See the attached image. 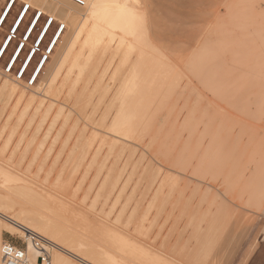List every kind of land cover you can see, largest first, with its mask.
<instances>
[{
	"label": "rangeland",
	"instance_id": "374dc122",
	"mask_svg": "<svg viewBox=\"0 0 264 264\" xmlns=\"http://www.w3.org/2000/svg\"><path fill=\"white\" fill-rule=\"evenodd\" d=\"M7 2L8 0H0V12ZM22 6H25V1L17 0L5 22L4 31L0 32V45L8 35ZM33 13H37V8L30 9L17 33L18 37L13 40L0 64L1 72L7 70L9 57L17 45L22 43ZM50 18L49 12L44 14L13 74L18 75L23 59L34 46L41 29ZM263 22L264 0H204V28L197 39L158 29L149 22L148 29L158 44L161 38L176 41L177 37L185 38L194 44L190 52L199 51L201 46H204V59L208 57L210 60L209 68L203 59L196 57L195 53L176 55L167 51L166 55L157 60V63L166 69L162 68L147 75L144 73L138 79L142 93L145 94L143 101L138 105V113L141 112L143 105L149 106L146 105V110L143 109L144 115L138 114L141 120L139 118L137 127L132 125L134 118L126 117V121L122 122L125 120L123 116L120 125L112 130L101 128L78 110L74 111L76 119L80 120V127L85 126L90 135L97 131L110 140L116 138L119 141L105 167V173L103 172L95 182L92 195L100 190L105 177L113 170L99 209L104 206L106 196L115 187L113 183L119 182L112 190V199L117 197L118 190L122 188L135 167L137 174L129 183L125 197L127 193L132 194L138 186V194L150 184L152 187L157 186L165 176H168L170 181L177 179L175 184L168 181V185L174 189L172 195L174 198L168 202L172 205L165 204V212L162 210V216L157 217L158 223L156 228L152 229L149 238L144 235V230L138 232L141 224L143 225L140 216L135 219V226H130V230L135 231L132 234L126 232L129 226L128 217L119 222V214H110L111 200L105 206L106 216L102 217V221L96 220L100 217L91 209L86 207L81 210V215L90 230L98 226L111 229L110 237L114 241L112 245H115L112 249L126 241L128 246H135L134 250L142 257L140 262L143 264H264V214L258 210L259 206L264 204V89L260 84L261 76L264 77V69L261 72L257 70L258 58L264 55V46L257 36L259 32L262 33L259 30ZM60 25L61 19L54 23L46 41L40 47L41 52L38 51L25 76L28 82L37 60L46 57V48ZM198 25L200 28L203 27L202 23ZM68 30L67 26L65 32ZM66 41L67 38L62 44ZM53 61L50 56L48 64L51 66ZM211 67L212 71L216 72L213 73L210 85L207 83L210 75L207 68ZM44 75L45 71L42 77ZM110 82L112 84L108 85L106 90L112 94L115 80L112 79ZM39 83L41 88V80L34 87ZM36 91L37 97L42 98L41 90ZM15 97L16 95L9 98L7 93L0 97V115L3 113V117H0L2 118L0 128L15 102L18 108L11 118V123L17 122L18 131L24 135L23 147L19 150L14 149L20 132L5 150L3 146L6 139L1 138L2 141L0 139V176L9 175L11 178L19 176L27 183L32 182L35 175L40 174L38 175L40 177L45 175V170L52 168L49 164L54 156L52 154L46 157L45 151L37 152L40 142L47 137L49 123L46 121L42 126V116L32 115L34 108H30L27 114L20 117V109H23L26 100L22 102L18 100V96ZM146 98L147 101L143 104ZM5 100L7 102L4 106ZM4 109L10 110L9 113ZM59 128L60 126L53 131L51 138L57 135ZM123 145H126V149L121 154ZM128 158H131V163L127 166L129 170L125 171L128 175L124 174L123 179L120 173ZM115 161L116 166H113ZM42 164L44 171L41 170ZM28 169L31 170L32 176H27L21 171ZM57 171L58 168L55 172ZM90 172L84 182L85 186L80 189H77V186L82 173L67 172L69 176L72 175L71 186L73 191L76 190L77 199L87 192L86 187L95 176V170ZM67 179L62 178L61 183L65 185ZM37 183L42 187V181L38 180ZM189 198L192 200L190 199L187 205ZM176 200H179L177 205ZM250 204L256 206L252 214L247 210ZM129 208L133 209L134 205H130ZM172 208H175L174 211ZM183 208L186 209V215L184 213L181 215ZM168 211H172V216ZM205 211L208 214L204 218ZM194 212L195 215L192 214ZM228 213L231 214V218L226 233H223L221 221ZM152 214L151 217H155L156 210H153ZM191 214L194 218L189 221L187 219ZM165 216L169 220L164 219ZM164 222L167 224H163ZM175 224L178 225L176 229L173 228ZM98 231L106 238L109 237L108 232ZM213 235L216 236V241L210 257L217 255L215 259L204 261L201 254L204 253V246L209 237ZM2 236L4 240L25 247L20 232L13 234L4 230ZM156 258L162 260L158 261Z\"/></svg>",
	"mask_w": 264,
	"mask_h": 264
},
{
	"label": "bare ground",
	"instance_id": "6f19581e",
	"mask_svg": "<svg viewBox=\"0 0 264 264\" xmlns=\"http://www.w3.org/2000/svg\"><path fill=\"white\" fill-rule=\"evenodd\" d=\"M19 1H25V6L33 4V8H37V15L33 16L28 24L22 43L17 45L9 57L6 67L9 69L3 72L0 70V97L7 93L9 98L16 95L18 100L22 102L26 100L23 109H20V117L27 114L30 108H34L33 117L42 116V126L46 121L49 123L47 137L42 139L37 152L45 151L46 157L52 154L54 157L49 164L52 168L45 170L44 164H42L41 170L46 171L45 175L42 177L38 176L40 174L33 176L32 182H28L26 178L31 175L30 169L21 170L27 175L25 177L27 183L19 176L13 178L9 175L0 176V264H6L2 256L4 244L2 233L4 230L13 234L20 232V237L25 242L23 249L24 264H39L38 257L40 255H43L45 262L49 264H143L140 262L142 257L134 250L135 246H128L126 241L112 249L115 245H112L114 241L110 237L111 229L98 226L90 230L81 215V210L86 207L91 209L95 215L98 214L100 217L96 220L102 221V217L106 216L104 213L105 206L111 200L110 214H119V222L128 217L129 226L126 228V232L132 234L135 231H131L130 226H135V219L140 216L143 225L141 224L138 232L144 230V235L149 238L152 229L158 223L157 217L162 216L161 213L165 209V204L172 200L174 189L168 185V181L175 184L177 179L170 181V178L165 176L160 184L155 187L150 184L139 194L138 186L132 194L128 195L127 193L126 198L125 194L129 183L137 174L135 167L131 173L129 172L130 176L122 188L118 190L117 197L112 199V190L118 186L119 182L113 183L115 187H111L112 190L106 196L104 206L99 209L102 195L105 194L110 173L113 170H110L105 177L100 190L92 195L95 182L103 172L105 173V167L112 158L119 141L116 138L110 140L97 131L90 135L85 126L84 128H81L83 126L80 127V120L76 119L74 111L78 110L96 126L110 130L120 125L123 116L125 120L122 122L126 121V117H130V119H135L134 124L132 123L134 127L136 124L139 125L140 115L142 113L144 115L148 104L142 106L141 114L138 113V105L143 101L145 95L142 93L138 79L144 73L147 75L162 68L166 69L165 66L159 65L157 60L166 55L167 51L176 55L195 53L196 57L205 61L206 66L210 62L208 57L204 59V46H201L199 51L190 52L194 44L185 38L176 37V41L161 38L160 44H158L153 40L148 29L149 22L158 29L173 31L182 36L197 39L201 29L204 28V0H87L85 5L71 1V7L68 8L62 5L53 7L54 4L59 3V0ZM16 2L17 0H8L0 12V32L4 31L5 22L13 11ZM7 5H11V7ZM29 11L30 9L25 13L22 8L15 17L8 35L0 45V64L13 40L18 37L17 33ZM38 11L43 12V16L49 12L52 22L48 24L46 21L34 42V46L23 59L18 75H15L13 70L43 18V16H39ZM60 19L61 25L58 26L46 48V57L37 60L38 62L35 64L28 82L25 79L26 74L35 61L38 51L41 52L40 47L46 41L54 23ZM180 20L184 22L183 25L174 28L172 22ZM200 23L203 24L201 28L198 25ZM67 26L69 30L66 33ZM263 29L264 22L259 30L262 33L258 31L257 34L264 46ZM65 38L67 41L62 44ZM50 56L54 59L51 66L50 63L48 64ZM258 59L257 70L261 72L264 69V55ZM208 68L210 75H208L207 83L211 85L213 73L216 71H212V67ZM44 71L45 75L42 77ZM32 78H34V82L30 83ZM42 78H44L43 82ZM112 79L115 80V88L113 93L109 94L106 88L112 84L109 83ZM40 80L42 87L40 88V83L34 87ZM260 80L262 89H264V77L261 76ZM106 81L108 82L106 83ZM37 89L43 93L42 98L37 97ZM18 100L17 102H19ZM146 101L147 98L143 104ZM6 102L5 100L3 105ZM17 108L18 106L14 102V107L0 128V139H6L3 146L4 150L10 146L20 132L17 128V122L11 123V118ZM7 111L5 110V112ZM2 115L3 113L0 117ZM58 126H60V130L56 136L51 138V134ZM142 132H144V128ZM5 133L7 135L4 136ZM23 139L24 135L20 132L19 139L14 146L15 150L23 147ZM125 149L126 145H123L120 153L122 154ZM130 163L131 158H128L123 164L120 173L121 178L124 179V174H127L125 171L129 170H127V166H130ZM113 166H116V161ZM91 170H95V176L87 185V192L85 191L86 193L84 192L80 199H77L76 190L73 191V186H71L72 175L69 176L67 172L70 174L82 173L80 183L77 186V189H80L85 186L84 182L89 177L88 174L91 173ZM155 177L157 178V176ZM62 178H68L65 185L61 183ZM38 180L42 181V187L38 185ZM192 196L194 197V195ZM190 199H188L187 205ZM175 202L177 205L179 200ZM130 205H134V208L130 209ZM175 205L173 206L176 207ZM186 207L184 206V208ZM184 208L181 215L186 213ZM153 210H156V216L154 215L155 217L152 216V218ZM171 212L169 214L172 216ZM192 214L195 215L196 213ZM192 214L187 220L190 221L194 218ZM207 214L205 211L203 217L205 218ZM164 219L168 218L165 216ZM175 225L173 228L176 229L178 225ZM26 230L35 232L47 239L49 244H53V246H39L32 240L31 234L26 233ZM98 230L108 232L109 237L106 238L101 235ZM215 241L216 236L213 235L206 242L204 253L201 254L204 261L210 258L215 259L217 254L210 257L215 247ZM221 247L223 246L221 245Z\"/></svg>",
	"mask_w": 264,
	"mask_h": 264
},
{
	"label": "built area",
	"instance_id": "2783aa9c",
	"mask_svg": "<svg viewBox=\"0 0 264 264\" xmlns=\"http://www.w3.org/2000/svg\"><path fill=\"white\" fill-rule=\"evenodd\" d=\"M71 1H73L79 5H85V3L87 2V0H71ZM7 69H9V67ZM19 75L21 76V74H19ZM32 82H34V78H32V80H30V83H32ZM26 233L31 234L32 240H34V242L36 244H39V246H42V245L51 246V247L53 246V244L52 245L49 244L47 239L42 238L41 236H39L35 232H31L29 230H26ZM39 248H41V247H39ZM23 249H24V246H22L20 244L11 242L9 240H4V244H3V248H2V256H3L4 262L6 264H24L25 263V256H24ZM38 261H39V264H49V263L45 262V257L43 255H40L38 257Z\"/></svg>",
	"mask_w": 264,
	"mask_h": 264
},
{
	"label": "snow or ice",
	"instance_id": "6c2138e0",
	"mask_svg": "<svg viewBox=\"0 0 264 264\" xmlns=\"http://www.w3.org/2000/svg\"><path fill=\"white\" fill-rule=\"evenodd\" d=\"M63 6V7H65V8H68V7H71V0H59V3L58 4H54L53 5V7H59V6ZM8 7H11V5H7ZM23 7V11L26 13L30 8H32V7H34V5L33 4H28L27 6H22ZM49 11H51L50 9H49ZM33 15L34 16H36L37 15V13H33ZM39 16H43V12H40L39 13ZM39 18V17H38ZM51 20H47V23L48 24H51ZM183 21L182 20H180V21H173L172 22V26L174 27V28H179L180 26H182L183 25ZM45 31H46V29H45ZM9 39H10V37H9ZM255 207L256 206H254V205H249L248 206V211L250 212V214H252L253 213V211L255 210ZM258 210H259V212L261 213V214H264V204H261L260 206H259V208H258ZM230 218H231V214L230 213H228V214H226L224 217H223V219H222V221H221V231L223 232V233H226V231H227V225H228V223H229V221H230Z\"/></svg>",
	"mask_w": 264,
	"mask_h": 264
}]
</instances>
